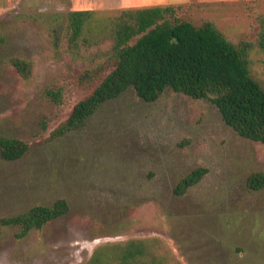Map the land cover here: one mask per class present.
<instances>
[{
  "label": "rangeland",
  "instance_id": "1",
  "mask_svg": "<svg viewBox=\"0 0 264 264\" xmlns=\"http://www.w3.org/2000/svg\"><path fill=\"white\" fill-rule=\"evenodd\" d=\"M144 4L0 0V135L29 145L17 160L0 156V218L61 198L70 204L68 213L22 238L18 227L0 226V264H86L101 244L153 235L182 264H264V187L247 185L252 173H264V143L238 134L212 101L167 88L148 102L129 86L81 127L63 128L113 67L70 57L69 12L110 15ZM261 13L264 0L178 8L196 25L214 21L234 42L257 39ZM13 57L33 62L30 79ZM252 60L264 87V52ZM197 167L208 172L176 194Z\"/></svg>",
  "mask_w": 264,
  "mask_h": 264
},
{
  "label": "trees",
  "instance_id": "2",
  "mask_svg": "<svg viewBox=\"0 0 264 264\" xmlns=\"http://www.w3.org/2000/svg\"><path fill=\"white\" fill-rule=\"evenodd\" d=\"M178 8L172 4L123 8L110 15L93 9L69 12L66 52L75 61L101 68L110 62L113 67L90 95L75 104L64 130L81 127L102 104L129 86L148 102L171 88L194 99H209L238 134L264 143V87L252 74V53L264 52V13L258 16L261 30L256 40L234 42L214 21L196 25L180 17ZM9 61L24 78H31V60L13 57ZM28 149L27 142L0 135L2 158L17 160ZM207 172L206 167L195 168L176 184L175 193L185 194ZM247 185L253 190L263 188L264 173H252ZM69 210V202L61 198L3 216L0 226L18 227L22 238ZM86 264L182 263L162 237L153 235L101 244Z\"/></svg>",
  "mask_w": 264,
  "mask_h": 264
},
{
  "label": "crops",
  "instance_id": "3",
  "mask_svg": "<svg viewBox=\"0 0 264 264\" xmlns=\"http://www.w3.org/2000/svg\"><path fill=\"white\" fill-rule=\"evenodd\" d=\"M141 1H143L145 3L144 5L146 6H140V7L169 5V4L185 7L187 4H190L194 1H196L197 3H216L219 1H227V0H141ZM103 2L104 5L109 8L120 7L124 4V0H103ZM126 8H132V7H126Z\"/></svg>",
  "mask_w": 264,
  "mask_h": 264
}]
</instances>
